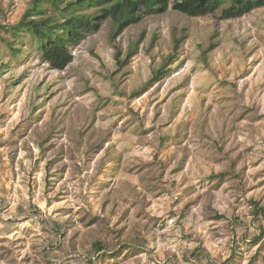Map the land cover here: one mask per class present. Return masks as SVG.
Returning a JSON list of instances; mask_svg holds the SVG:
<instances>
[{
  "label": "rangeland",
  "instance_id": "374dc122",
  "mask_svg": "<svg viewBox=\"0 0 264 264\" xmlns=\"http://www.w3.org/2000/svg\"><path fill=\"white\" fill-rule=\"evenodd\" d=\"M33 3L0 0V264H264V6L108 18L59 70L5 31Z\"/></svg>",
  "mask_w": 264,
  "mask_h": 264
},
{
  "label": "trees",
  "instance_id": "16d2710c",
  "mask_svg": "<svg viewBox=\"0 0 264 264\" xmlns=\"http://www.w3.org/2000/svg\"><path fill=\"white\" fill-rule=\"evenodd\" d=\"M228 1L230 4L224 6ZM41 2L34 0L22 19L12 28L6 27L5 31L18 39L24 30L32 33L39 39L43 58L52 68L59 70L66 69L74 59L69 44L79 41L87 33L98 31L108 18L113 19L116 27L114 37H118L128 26L140 22L144 10L159 14L172 7L189 16H205L221 9V19H233L264 6V0H68L64 11H75L64 21L54 22L52 16L34 17L42 13ZM89 7H93L94 11H78ZM2 28L0 26V30ZM0 39L6 40L1 33ZM8 42L12 45L10 40Z\"/></svg>",
  "mask_w": 264,
  "mask_h": 264
}]
</instances>
